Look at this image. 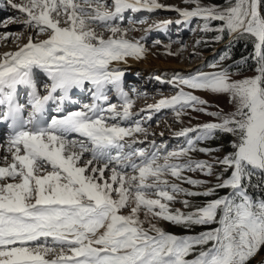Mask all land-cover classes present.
<instances>
[{"label": "snow or ice", "instance_id": "obj_1", "mask_svg": "<svg viewBox=\"0 0 264 264\" xmlns=\"http://www.w3.org/2000/svg\"><path fill=\"white\" fill-rule=\"evenodd\" d=\"M184 3L193 7L166 6L158 0H111L110 5L107 0H8L13 9L26 14L24 24L35 30V39L30 34L16 51L0 55V104L7 105L3 120L10 121L12 130L7 149L11 162L4 157L0 181H13L0 182V264H248L264 246V199L256 200L247 191L253 171L264 173V13L260 0H228L226 7L205 6L200 0ZM159 9L174 11L180 19L157 22L146 32L166 30L171 23L187 26L200 19L201 31L220 33L216 41L224 33L251 37L258 64L257 75L243 79H232L228 68L218 64L211 65L218 70L187 77L166 81L155 77L178 90L141 109L140 113H149L147 119L161 109H171L177 118L184 109L217 118L182 128L176 135L186 139V146L163 153L165 145L155 141L148 148L135 147L145 142L137 140L136 134H144L146 140L148 131L142 120L128 126L121 123L140 113L131 111L134 101L124 90V71L112 67L113 62L126 63L128 57L142 59L146 51L140 42L144 37L126 38L132 29L122 28L117 21L127 11ZM212 21H219V26L210 27ZM105 32L111 34L105 38ZM40 35L46 38L39 39ZM8 38V34L0 37ZM34 69L50 81L45 85L46 95L37 90ZM18 86L30 89L27 119L21 116L25 106L13 102ZM85 89L92 102L65 112L71 93ZM195 91L227 94L234 110L209 112L204 107L208 102ZM110 92H115L119 105L110 102ZM50 102L56 114L45 120ZM216 132L236 138L231 142L233 151L214 158L230 175H218V183L203 191L170 182L168 176L193 186L207 183L182 173L213 174L212 163L193 160L189 153L215 151L196 145L214 138ZM127 168L132 175L125 173ZM219 188L231 191L192 211L169 206L176 200L174 194L207 197ZM181 203L190 207L187 199ZM124 209L127 214H121ZM155 219L186 228L217 226L178 236L152 223ZM193 253L194 258L188 259Z\"/></svg>", "mask_w": 264, "mask_h": 264}, {"label": "rangeland", "instance_id": "obj_2", "mask_svg": "<svg viewBox=\"0 0 264 264\" xmlns=\"http://www.w3.org/2000/svg\"><path fill=\"white\" fill-rule=\"evenodd\" d=\"M13 2L22 3L23 0H13ZM107 2L109 5L111 4V0H107ZM158 2L166 6H174L179 8L193 7L191 4H185L184 0H158ZM200 3L205 6L216 5L220 7H226L228 5V0H200ZM11 9L13 8L11 7ZM11 9H8V12L2 10L0 13V37H3L5 34H8L9 36L7 40L0 39V55L7 52L8 49L5 50L7 46H11L12 44L16 43L22 46L24 43H27V39L30 34L33 35L35 39V30L26 27L24 24V20L27 19L26 14L19 12L17 9H15V12L12 13ZM178 19H180V16L176 12L166 9H159L152 13H149L145 10H141L136 13L127 11L124 13V19L122 21H117V23H119L122 28L132 29L128 31L126 38L138 40L141 37H144V39L140 40V42L146 49L145 53H153V55L161 61L166 62L175 60L178 63L192 67L184 74H155L152 77L143 75L137 76L125 73L123 77V87L128 91L127 93L134 101L133 107L131 109L133 113H140L141 109L146 108L147 105L156 103L161 98L175 95L178 89L172 85L161 83L160 81L156 80L155 77L157 76L166 81L172 79L174 76L187 77L199 72H211L218 70L211 67L213 64H218L220 68H228L230 77L232 79H243L245 77H253L257 75L256 68L258 64L257 60L253 58V52V56L250 58L246 56V58L234 60L231 56L230 46L233 39L242 38L245 40H250L252 39L251 37L239 34H233L230 36L228 33H224L223 39L216 41L214 38L215 36L220 35V33L216 31H201L200 27L203 24V21L200 19H193L187 26L171 23L166 30L154 29L150 32L145 31L150 25H154L157 22L165 20L174 22ZM219 24V21H212L210 22V27L216 28L219 26ZM100 31H102V29H97L98 33ZM17 34H21L19 40L15 39ZM110 34L111 33L109 32H105V38H107V36ZM38 38L44 39L46 38V35H40ZM198 40L201 41V43L197 44L196 41ZM156 41H159V43H155ZM221 56H226L227 58L221 61ZM41 81L43 82H38L36 86L38 87V90H41L40 88H42L43 90L40 92L44 93L46 90L45 85L47 84V80L46 82H44L45 80ZM185 91L190 90L185 88ZM85 92L87 93L85 97L86 99L81 101L76 96L77 102L74 103V108L71 109V111L78 110L82 108L83 104H89L92 102L90 91L85 89ZM111 93L112 92H110V94ZM194 94L200 96L202 99L208 102L204 107H206L207 111L209 112L222 111L224 113H228L234 110V106L230 103L229 96L227 94H214L207 91H195ZM74 95L76 94H71V96ZM110 102L117 105L121 103V101L117 100H111ZM148 115V112H143L139 115L133 116L130 118V120L122 121L121 123L124 126H128L130 124H134L137 120H142V126L147 129L148 135L145 140L144 134H136L135 138L137 140H142L145 142L143 144H137L135 147L148 148L151 142L155 141L158 146L161 144L165 145V149L162 150V153L165 150L173 151L181 146H186V139L176 135V133L182 128L193 127L206 122H215L217 120L216 117L206 115L203 112H196L192 109H184L179 118L176 117L175 113L171 109H161L158 112L153 111L151 113V119L146 118ZM235 139L236 138L231 134L216 132L214 138L200 141L196 145L197 148L215 149V151L207 154L200 151H193L189 153V157L193 160H206L212 163L213 174L210 176L204 175L197 170L185 171L182 173V175L185 177H191L192 179L206 181V184L193 186L191 184L182 182L181 180H176L171 176H168L167 179L170 182L177 183L182 188L188 189L190 191H203L205 188L213 187L218 183L216 179L218 175L224 178H227V176L230 175V171L225 172L223 166L216 163L214 158H222L225 154L233 151L231 142ZM187 158L188 157H185L183 159ZM85 159H87V157H85ZM48 170L51 169L49 168ZM125 173L127 175L133 174L131 168L125 169ZM106 174H108V172H106ZM230 191L231 189L228 188H219L216 189L213 195L207 197L202 195L192 197L185 196L183 194H174L176 196V200L171 202L169 206L172 209H180L186 213L192 211L195 206L203 205L208 200L224 196ZM150 198L156 197L152 195ZM185 199L190 202V207L188 208H185L183 203H181V201ZM254 199L259 200L264 198ZM127 213L128 209H124L121 214ZM140 219H145L143 211L140 213ZM152 223L157 224V226L161 227L166 232L173 233L178 236L196 235L194 233L196 231H206L209 228H214L217 226L215 224H212L211 227L206 225L207 229H204L205 225H193L191 228H186L182 225L172 224L160 219H155L152 221ZM148 226V223L144 224L145 228H148ZM209 246L210 244L206 245L205 247ZM199 250L200 249L197 248L195 251L198 252ZM194 255L195 253L190 255L188 259L194 258ZM248 264H264V246H262L255 256L249 260Z\"/></svg>", "mask_w": 264, "mask_h": 264}, {"label": "bare ground", "instance_id": "obj_3", "mask_svg": "<svg viewBox=\"0 0 264 264\" xmlns=\"http://www.w3.org/2000/svg\"><path fill=\"white\" fill-rule=\"evenodd\" d=\"M8 9H11L10 5L8 4V0H0V10L8 12ZM11 10H12L11 11L12 13L15 12V9H11ZM19 46L20 45L17 43L12 44L11 46H7L5 48V50L8 49L7 52L16 51ZM112 67H118L122 71H124V73H126V74L137 75V76L143 75V76H149V77H152L155 74H159V75L160 74L161 75L162 74H169L170 75V74H174V73L184 74L192 68L190 66H186L184 64L178 63L175 60L174 61H166V62L158 60L153 55V53H150V52H148V53L144 52L142 59H136L134 57H128L126 63L125 62H113ZM41 77L44 79H42ZM33 79H34L35 84H37L38 82H43L41 80H45L44 82H46V80H47V84L50 83L47 76L39 69L33 70ZM40 89L43 90L42 88H40ZM41 90H38L40 95H46L47 94L46 90L44 93H41L40 92ZM29 91H30V89H28L25 86H18L17 92L14 96V102L15 103H18L20 105L25 106L22 111L25 113L26 119L28 117V112L30 110L29 95H28ZM125 91L128 92L127 90H125ZM72 93H74L76 95L72 96L71 102H65V104H64L65 112L71 111V109L74 108V103L77 102L76 96L81 101H84L86 99L85 97H86L87 93L85 92V90H74ZM109 100L110 101L111 100L120 101L119 98L117 97V95L115 94V92H112L109 95ZM54 107H55V104L50 102L46 108V112L49 109V111L47 112L46 118H49V117L51 118L52 115L56 114L54 112ZM6 110H7V105L6 104H0V128L2 130V134L0 137V166H3L4 157H6V156L8 157L9 162H11V155L7 151L8 140H9V137L11 135L9 128H8V124L10 123V121H4L3 120V113ZM76 138L80 139V137H76ZM108 174L110 175V172H108ZM108 174L105 173L106 176H108ZM3 182H13V181L9 180V181H3Z\"/></svg>", "mask_w": 264, "mask_h": 264}, {"label": "trees", "instance_id": "obj_4", "mask_svg": "<svg viewBox=\"0 0 264 264\" xmlns=\"http://www.w3.org/2000/svg\"><path fill=\"white\" fill-rule=\"evenodd\" d=\"M221 1V0H216ZM261 12L264 13V0H260ZM231 56L234 60H239L241 58H249L253 56V41L245 40L242 38L233 39L231 42ZM264 173L258 170H254L252 174V179L250 185L247 187V191L251 194L253 198H264V179H262ZM248 181L245 184L248 185ZM199 229V228H198Z\"/></svg>", "mask_w": 264, "mask_h": 264}, {"label": "crops", "instance_id": "obj_5", "mask_svg": "<svg viewBox=\"0 0 264 264\" xmlns=\"http://www.w3.org/2000/svg\"><path fill=\"white\" fill-rule=\"evenodd\" d=\"M211 226H212V225H209V227H211ZM204 227H205L204 229H207L206 225H205ZM209 227H208V228H209ZM204 229H203V230H204ZM196 232H197V233H196ZM196 232H194V233H195V234H199V233H200V231H196ZM201 232H202V231H201Z\"/></svg>", "mask_w": 264, "mask_h": 264}, {"label": "water", "instance_id": "obj_6", "mask_svg": "<svg viewBox=\"0 0 264 264\" xmlns=\"http://www.w3.org/2000/svg\"><path fill=\"white\" fill-rule=\"evenodd\" d=\"M259 7H260V4H259ZM260 10H261V7H260ZM254 55H255V50L253 51ZM173 234V233H172Z\"/></svg>", "mask_w": 264, "mask_h": 264}]
</instances>
